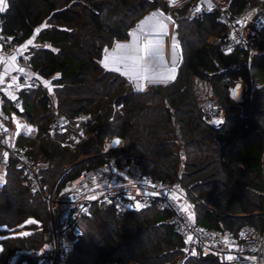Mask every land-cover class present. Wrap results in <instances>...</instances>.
<instances>
[{
  "label": "trees",
  "instance_id": "trees-1",
  "mask_svg": "<svg viewBox=\"0 0 264 264\" xmlns=\"http://www.w3.org/2000/svg\"><path fill=\"white\" fill-rule=\"evenodd\" d=\"M223 1L233 15L248 5L259 6L264 17V1ZM157 11L170 13L176 22L182 62L172 83L135 91L99 61L115 41L129 39L142 17ZM187 13V5L170 10L166 0H8L0 13L3 34L17 44L35 37L39 47L30 51L33 71L52 82L51 91L40 86L21 93L24 118L40 129L23 141L33 147L35 160L54 165L43 171L52 181L63 166L84 157L89 159L72 177L101 165L104 140L118 136L123 140L119 150L131 156L134 172L170 183L178 177L190 189L197 224L234 236L245 225L262 232L264 125L256 114L264 118V26L249 50L225 54L220 47L228 28L217 11L196 20ZM250 80L258 84L249 100L252 109L231 95L238 81ZM142 83L146 86L147 80ZM202 84L208 92L199 89ZM211 104L223 108L220 127L203 119ZM54 109L68 118L86 115L82 135L71 130L47 138ZM169 217L155 209L118 213L95 206L80 221L82 235L68 264H176L185 240ZM51 245L47 202L8 166L0 187V264L12 259L37 264ZM186 264L222 263L206 253Z\"/></svg>",
  "mask_w": 264,
  "mask_h": 264
},
{
  "label": "built area",
  "instance_id": "built-area-1",
  "mask_svg": "<svg viewBox=\"0 0 264 264\" xmlns=\"http://www.w3.org/2000/svg\"><path fill=\"white\" fill-rule=\"evenodd\" d=\"M168 2L170 10L187 5V17L190 20L200 19L207 13L217 11L218 19L228 28L227 38L220 47L225 54L237 49L249 50L252 39L257 38L258 31L264 26L259 6L247 5L240 13L233 15L228 3L223 0ZM165 15L171 23V31L172 28L175 31V20L170 13ZM17 45L12 38L3 34L0 18V187L5 179V169L12 165L19 172L23 183L48 204L52 245L42 251L37 264H68L69 255L82 235L81 219L90 217L93 208L98 205L110 206L118 213L148 209L169 212L168 222L185 240L183 254L176 264H186L189 259L206 253L218 257L222 264H264V230L260 232L254 226L245 225L234 236L227 231L197 224L188 197H185L191 192L190 189L178 177L170 183L134 172L129 162L131 156L119 150L123 140L118 136L104 140L103 150L98 155L103 158L101 165L83 170L72 177L79 164L89 159L84 157L63 166L52 181L46 180L43 171L54 168V165L49 161L35 160L33 147L23 141L36 136L40 129L24 118L21 93L39 88L50 81V78L44 79L33 71L30 50L21 51L17 55V69L5 76L6 56ZM245 85L250 99L252 88L258 84L250 80ZM49 106L53 108L54 101H49ZM249 108L252 109L251 105ZM8 111L10 115L7 114ZM256 116L264 125V118L260 114ZM203 119L215 127L222 126L223 108L217 104L207 106L203 110ZM87 120L88 117L84 114L68 118L54 109V119L46 129L45 136L49 138L57 134L64 135L71 130L82 135L81 127ZM216 120L222 123L216 124ZM117 140L120 141L119 144L115 143ZM153 192L157 194H144ZM173 195L175 200L171 198ZM93 196L94 199L89 198ZM137 204L142 206L136 207ZM229 256L232 259H228Z\"/></svg>",
  "mask_w": 264,
  "mask_h": 264
},
{
  "label": "snow or ice",
  "instance_id": "snow-or-ice-1",
  "mask_svg": "<svg viewBox=\"0 0 264 264\" xmlns=\"http://www.w3.org/2000/svg\"><path fill=\"white\" fill-rule=\"evenodd\" d=\"M5 0H0V12L4 11L5 8ZM211 5L209 6V8ZM158 31L152 32V33H145L143 34L144 38L143 41H139V38H137V41H134L132 45H117L116 46V51L113 53L114 56H119L122 59L125 60H132L136 63L133 64V67L141 70L145 74H135V73H128L125 72L126 75H130V78L133 81H143L147 80L148 83H166L168 80L175 79V49L178 47L175 37H173V66L169 69L167 67L165 68H156V69H151V74L149 73V69L151 68V61H149L148 65H142L139 62H142L145 60V54L152 58H156L157 56L160 55V41L159 39L153 40L150 39L151 36H156L159 37L161 32L166 35V28L167 25L163 24L161 22L159 25L155 26ZM39 31V29L37 30ZM28 44H32V40L28 41ZM13 61L15 60V57L13 56L11 58ZM104 66L107 68L108 64L105 63ZM125 67H128V65H125ZM116 71H120L119 68L115 69ZM21 72H23V69H20ZM165 73H168L165 75ZM138 90L143 91L144 90V83H138L137 85ZM233 97L235 98L237 93L234 91ZM216 124H221L222 121L216 120L214 121ZM31 131V129H29ZM116 144H119L120 141L117 140L115 141ZM5 157L7 156V153L4 154ZM93 183H95V179L93 180ZM145 195H156L157 193H144ZM90 199H94L95 197H89ZM173 200L176 199V197L173 195L171 197ZM142 205L137 204L136 207H141ZM191 239V237H189ZM228 259H232L231 256L228 257Z\"/></svg>",
  "mask_w": 264,
  "mask_h": 264
},
{
  "label": "water",
  "instance_id": "water-1",
  "mask_svg": "<svg viewBox=\"0 0 264 264\" xmlns=\"http://www.w3.org/2000/svg\"><path fill=\"white\" fill-rule=\"evenodd\" d=\"M166 1H176V0H166ZM161 22H163V20L155 12H150L149 14L145 15L144 17H142L138 21V23L136 25L137 29H131L130 30L129 40L115 41L111 48L106 49L105 54L106 55L107 54H113L116 51L117 45H132L134 41H137V38H139L138 42L143 41V38H144L143 34L158 31V29L155 26L159 25ZM166 31H167V28H166ZM150 39H153V40L159 39L161 48H160V55L156 57L157 61H154V62L151 61V68L149 69V73H147V74H151V69L168 67V61H167V57L165 54V36H163V35H160L159 37L151 36ZM172 49H173V47H172ZM106 55H104V58H106ZM104 58H103V60H104ZM151 59H152V57L145 54V60L142 62H139V63L142 65H148L149 61ZM153 59H155V58H153ZM115 62L127 64L124 61H120L118 59H116ZM181 62H182V54H181L180 46L178 45V47L175 49V68H176L175 79L177 77L178 69L180 67ZM171 63L173 66V60ZM108 70L112 71V72H116L113 69H108ZM134 71H135V74H142L143 73L141 70H138V69H135ZM167 74L168 73H165V75H167ZM123 77H125V76H123ZM175 79L168 80L166 83H148V81H147V84L145 87H148L149 85H168V84L172 83L173 81H175ZM127 80L130 81L128 78H127ZM141 82L142 81H140V80L131 82L135 91H140V90H138L136 85L138 83H141Z\"/></svg>",
  "mask_w": 264,
  "mask_h": 264
},
{
  "label": "rangeland",
  "instance_id": "rangeland-1",
  "mask_svg": "<svg viewBox=\"0 0 264 264\" xmlns=\"http://www.w3.org/2000/svg\"><path fill=\"white\" fill-rule=\"evenodd\" d=\"M162 20H164L163 22H165V25H167V31H166V35L165 34H163L162 32H161V35H165V53H166V57H167V61H168V63L170 62V58H172V56H173V49H172V47H173V37H175V40H176V43H177V45H179V40H178V37H177V34L174 32V30H173V28H172V33H171V28H170V26L168 25V24H170L171 25V23H170V21H169V18L165 15V14H163V13H161V12H155ZM33 39H32V44H34V45H30L31 47H30V51H31V53H33V52H37V48L39 47V45L36 43V39H35V37H32ZM129 40V39H128ZM194 41H196V38H194L193 39ZM109 49V48H108ZM33 51V52H32ZM105 51H106V49H105ZM105 51H104V53H103V55H102V58H101V60L99 61V63H100V65L103 67L104 66V60H103V58H104V55H106L105 54ZM106 56H112L111 54H109V55H106ZM114 57V56H113ZM172 62V61H171ZM129 63V65L131 66V64H134V63H136V62H134V61H129L128 62ZM118 66H120V65H117V64H108V67L107 68H112V67H118ZM169 67H172V63L171 64H169ZM105 66L103 67V69L104 70H108ZM168 68V67H167ZM109 71V70H108ZM112 72V71H111ZM121 74H122V72L121 71H119ZM114 73H117V74H119V75H121L120 73H118V72H114ZM144 74V73H143ZM122 76V75H121ZM123 77V76H122ZM123 78H125V79H127L128 77H123ZM129 79V78H128ZM130 80V79H129ZM131 81V80H130ZM131 82H133V81H131ZM254 82V81H253ZM132 84V83H131ZM42 87H47V89L49 90V91H51V89H52V82L51 81H48V82H45L44 84H42ZM147 87H144V89H146ZM201 91H203V92H208V88H207V86L206 85H204V84H202V85H200V88H199ZM236 92L237 93V95H236V99L237 100H244V102H243V104L244 105H247V106H249L250 105V99H248V96H249V92L247 91V87H246V85H245V83H243V82H241V81H238V83L236 84V86L234 87V88H232L231 89V95L233 96V92ZM252 91H253V88H252ZM252 91H251V93H250V98H251V94H252ZM7 114L8 115H10V112L8 111L7 112ZM8 125L10 126V124L8 123ZM190 193V195H191V197L192 198H194V196L191 194V192H189ZM185 197H187V196H185ZM188 200H189V204H190V206H191V198H189L188 197ZM191 208V207H190ZM23 232V231H22ZM15 261H16V259H12L11 260V262H10V264H14L15 263Z\"/></svg>",
  "mask_w": 264,
  "mask_h": 264
},
{
  "label": "crops",
  "instance_id": "crops-1",
  "mask_svg": "<svg viewBox=\"0 0 264 264\" xmlns=\"http://www.w3.org/2000/svg\"><path fill=\"white\" fill-rule=\"evenodd\" d=\"M5 8L4 11L7 9L8 7V0H5ZM3 11V12H4ZM1 13V12H0ZM164 21V20H163ZM134 29H137L136 27ZM172 32V31H171ZM33 38H29L28 40H26L25 42H23L22 44H18L17 46H15L13 49H11L10 53L7 54L6 56V65H5V76H7L8 74L14 72L17 69V63H16V57L17 55L21 52V51H26V50H30V45L28 44L29 40H32ZM34 45V44H32ZM0 51H1V47H0ZM166 54V53H165ZM2 56V53L0 52V57ZM15 57V60L13 61L11 58Z\"/></svg>",
  "mask_w": 264,
  "mask_h": 264
},
{
  "label": "bare ground",
  "instance_id": "bare-ground-1",
  "mask_svg": "<svg viewBox=\"0 0 264 264\" xmlns=\"http://www.w3.org/2000/svg\"><path fill=\"white\" fill-rule=\"evenodd\" d=\"M177 1V0H176ZM176 1H174V2H176ZM164 24H165V22H163ZM169 25V24H168ZM171 28V27H170ZM172 33V32H171ZM161 35V34H160ZM163 36H165V35H163ZM108 55V54H107ZM112 56H106V58H104V64L105 63H107V64H117V65H121L122 67L120 68V67H112V68H107V69H113L114 71H116L115 69L116 68H119L120 69V71L121 72H123L124 74H122L123 76H125V72H128V73H135V69L136 68H134V67H131L130 65H129V61H132V60H125V59H122V58H120L119 56H114L113 54H111ZM114 56V57H113ZM116 59H118V60H120V61H124L125 63H127V64H123V63H116L115 62V60ZM173 60V56H172V58H170V62L168 63V68L170 69L171 67H169V64H171V61ZM150 61H157V59L155 58V59H151ZM145 64V63H144ZM125 65H128V67H125ZM116 72H118V73H120L119 71H116ZM121 74V73H120ZM143 74V73H142ZM126 77V76H125Z\"/></svg>",
  "mask_w": 264,
  "mask_h": 264
}]
</instances>
